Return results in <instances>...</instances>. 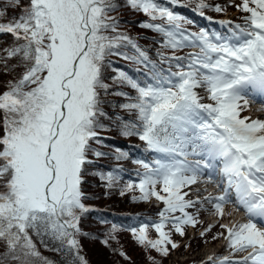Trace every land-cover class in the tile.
Returning a JSON list of instances; mask_svg holds the SVG:
<instances>
[{
    "label": "snow or ice",
    "instance_id": "snow-or-ice-1",
    "mask_svg": "<svg viewBox=\"0 0 264 264\" xmlns=\"http://www.w3.org/2000/svg\"><path fill=\"white\" fill-rule=\"evenodd\" d=\"M127 3L150 18L141 27L162 34V49L172 50H158L159 63L119 30L118 18L110 15L118 7L115 0H29L19 17L0 22V34L16 41L0 55V71L15 74L0 92V264H52L33 235L45 248L51 242L53 251L70 256L68 264H87L77 238L84 234L81 217L90 210L81 186L86 165L93 163L89 154L105 155L92 145L102 143L98 129L105 127L99 118L107 115L101 93L107 95L110 87L104 80L112 63L109 56L147 69L143 81L123 70H115L112 77L113 83L136 92L131 102L120 105L135 114L134 121L117 117L121 134L137 136L147 151L157 154L150 162L134 161L143 171L121 195L138 189L134 200L155 198L164 206L157 221L129 229L133 238L167 256L169 245L177 247L172 231L184 235L185 225L198 223L188 209L208 201L221 218L223 205L233 202L232 192L248 219L220 225L224 232L213 240L222 237L231 254L209 256L205 264H264V227L258 225L264 223V119L242 116L249 96L264 97V0H241L236 7L246 13L244 24L226 36L182 28L183 22H191L157 0ZM18 4L8 0V6ZM209 7L206 0H195L194 11L201 16ZM213 10L223 8L215 5ZM5 14L0 10V17ZM129 47L136 55L122 51ZM184 47L199 50L177 55ZM17 68L22 71L17 73ZM198 88L206 91L210 103L201 102ZM117 151V159L127 158ZM217 169L226 181L224 192L203 200L188 198L199 177L207 171L212 182ZM101 179L111 188L120 177L110 171ZM149 228L156 239L149 237ZM117 230L112 225L111 239ZM237 253L245 254L234 258Z\"/></svg>",
    "mask_w": 264,
    "mask_h": 264
},
{
    "label": "trees",
    "instance_id": "trees-1",
    "mask_svg": "<svg viewBox=\"0 0 264 264\" xmlns=\"http://www.w3.org/2000/svg\"><path fill=\"white\" fill-rule=\"evenodd\" d=\"M115 2L118 7L110 15L118 18L119 30L132 37L153 62L159 63L158 50L171 54L172 50L162 49L161 47L162 34L141 27L142 22L150 20L148 16L143 12L132 9L127 0H115ZM157 2L162 7H168L170 10L186 18V21L191 22H183L181 24L182 28L190 32H199L203 28V21L197 15L199 12L194 11L195 0H177L176 4H172L171 0H157ZM206 2L212 7L204 9L203 12L210 18L222 16L226 8H228L227 3L229 4L226 0H206ZM28 5L29 0H19L18 6H8V0H0V10L6 13L0 17V22H7L12 18L19 17L22 14V10ZM215 5H220L223 11H214L213 7ZM244 16L245 13L240 11L238 17L241 21H244ZM155 22L161 23L162 21L158 20ZM15 43L16 41L10 34H0V55H3L2 50L4 48L11 47ZM191 48L184 47L178 49L176 50V54L186 56L188 53H191ZM198 50L196 48V51ZM122 51H126L130 56L136 55L131 47L122 49ZM108 60L112 61V63L105 68L104 80L110 87L107 95H104L103 92L101 93L103 100L102 107L107 115L99 118L100 123L105 127L98 129L102 143L97 144L93 142L92 145L94 149L105 153V155L96 157L90 153L89 159L93 163L85 167L81 187L85 195L83 203L90 210L83 214L80 220L81 232L84 233L77 237L80 243V254L84 256L87 264H154V261L155 264H170L168 259L172 257L173 251L176 252L175 248L169 245L168 255L162 256L151 248L145 249L133 238V234L129 231L132 227L138 228L142 223L157 221L161 208L156 207L151 199L148 201L134 200V196L140 195L138 189L135 191H124V194L121 195L124 186L129 181L137 182L136 173L143 171L140 165L134 161L145 157L146 161L150 162L156 157L151 155L152 152L146 150V145L137 136H124L121 134L120 121L117 120V117L122 118L123 121H134L135 114L121 108L120 105L131 102L129 98H134L136 92L127 85L113 83L112 77L116 75L115 70H123L134 79L143 81L147 69L141 64L119 56H109ZM11 63H16V61L13 60ZM0 68H2V65H0ZM16 71L19 73L22 69L17 68ZM14 75H7L0 71V92L6 90L7 81L13 79ZM203 90V88L196 89L199 96ZM116 92H125L128 96L114 95L113 93ZM201 102L204 101L202 100ZM2 120L3 113L0 112V122ZM0 135H3L2 123H0ZM117 150L127 153V158L117 159ZM110 171L114 175H118L120 179L113 187L108 188L106 187V180L101 179V174H107ZM3 183L4 180L0 179V186ZM0 190H2V187H0ZM114 224L118 230L114 233L115 239H111L108 234ZM148 235L152 239L157 238L155 230L153 232L148 230ZM174 235L172 232L171 239L178 246L181 240L177 239ZM105 239L108 241L107 244L103 243ZM207 240L206 237L198 236L191 243L197 241L198 243L194 246V249H198V246ZM35 242L42 256L46 257L52 264H56L55 259L50 257V253L52 252L37 241ZM182 249L183 247L180 246L181 252ZM3 250L4 245L0 242V252ZM121 252L125 255H120ZM149 257L153 259H149ZM199 258L195 254L192 258L186 259V262L174 258L172 260L176 264H188ZM36 264H42V262L37 261Z\"/></svg>",
    "mask_w": 264,
    "mask_h": 264
},
{
    "label": "rangeland",
    "instance_id": "rangeland-1",
    "mask_svg": "<svg viewBox=\"0 0 264 264\" xmlns=\"http://www.w3.org/2000/svg\"><path fill=\"white\" fill-rule=\"evenodd\" d=\"M239 1V4L241 3V0H238ZM227 5L229 6V4L227 3ZM237 9L235 7V5H230L229 8L226 10V14L225 16L223 17L224 19L223 20H227V21H230L232 20V17L235 16V14L237 13L236 12ZM237 20V18H235L233 20V22ZM223 34L225 35H229L225 30L223 31ZM224 35V36H225ZM202 99H206V102L209 101L208 98H207V93L205 91L204 95L201 96ZM205 97V98H204ZM211 102V101H210ZM208 102V103H210ZM252 106L249 105L248 109L245 110L244 112H242V116H248L250 115V113L252 114H256L254 110H252ZM254 112V113H253ZM259 119H264V115H261L259 117ZM187 190V189H186ZM196 193L195 191H193L192 189L190 190V195L188 198L192 197L191 195H196L194 194ZM199 197H202V195H200ZM193 211V210H192ZM201 210V208L197 211H194L193 212V216H195L197 219H198V215H196V213H199ZM238 220V216L237 215H233V218L231 219L232 220ZM241 221H243V219H241ZM186 234H187V238L186 239H183L182 243L187 241L189 238L191 237H194L198 234V232H193L191 229L189 228H186ZM202 230V229H201ZM201 232V231H199ZM213 234H217L219 233V231L217 229H214L212 230ZM211 232V233H212ZM210 233V232H208ZM207 233L205 232V234L202 236L203 238H208V236H206ZM209 235V234H208ZM33 239L35 241H37L40 245L44 246L41 242H40V238L33 235ZM208 242L206 241H203L202 244H200L198 247V249H194V246H196V244L198 243L197 241L196 242H193L191 243V246H186L182 249L183 252L179 253V251L177 250L175 253L173 252L172 253V257L168 260L169 262L172 263V258L174 259H178V260H181V259H185V258H192L193 255L197 254L198 257H200L203 261H204V257L207 255V254H211L213 253L214 251H216L217 249L221 248L223 250H228V248H226V242L224 241V239L222 238V240L218 239L216 242L214 241L213 243H210L209 242V239L207 240ZM54 247V245L49 242V246H48V250L51 251L52 253L50 257H53L56 261V264H68V261L71 259L70 256H65L63 253L61 252H57V251H53L52 248ZM78 264V262H77Z\"/></svg>",
    "mask_w": 264,
    "mask_h": 264
},
{
    "label": "bare ground",
    "instance_id": "bare-ground-1",
    "mask_svg": "<svg viewBox=\"0 0 264 264\" xmlns=\"http://www.w3.org/2000/svg\"><path fill=\"white\" fill-rule=\"evenodd\" d=\"M256 98V97H255ZM257 99V98H256ZM258 109V108H257ZM253 110H255L254 108H253ZM258 114V113H257Z\"/></svg>",
    "mask_w": 264,
    "mask_h": 264
},
{
    "label": "water",
    "instance_id": "water-1",
    "mask_svg": "<svg viewBox=\"0 0 264 264\" xmlns=\"http://www.w3.org/2000/svg\"><path fill=\"white\" fill-rule=\"evenodd\" d=\"M83 256V255H82Z\"/></svg>",
    "mask_w": 264,
    "mask_h": 264
}]
</instances>
